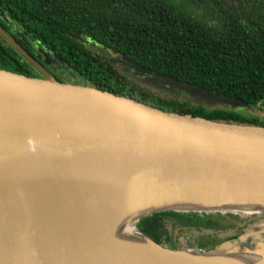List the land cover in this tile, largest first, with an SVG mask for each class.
Masks as SVG:
<instances>
[{
    "label": "water",
    "instance_id": "obj_1",
    "mask_svg": "<svg viewBox=\"0 0 264 264\" xmlns=\"http://www.w3.org/2000/svg\"><path fill=\"white\" fill-rule=\"evenodd\" d=\"M0 34L41 73L35 78L0 69V264H112L100 259V248L114 246L108 228L133 204L123 197L110 203L96 191L87 193L89 183L164 200L125 221L147 243L155 264H220L240 253L258 255L245 264H264V211L249 214L255 207L264 209V127L182 115L88 84L59 82L2 30ZM91 51L111 66L132 71L130 78L138 85L208 109L251 111L236 99L152 73L125 58L110 59L108 51L93 44ZM43 57L47 64L48 55ZM65 180L85 187L63 194L59 187ZM98 200L112 213L100 209V222L94 224L107 231L108 241L100 237L102 244H96L97 237L93 242L85 237L78 246L99 255L92 257L69 247L70 241L83 239L80 230L78 236L68 230L71 216L78 229L83 220L70 204ZM167 212L254 218L244 221L239 235L211 249L190 248L183 236L171 249L137 227L139 221Z\"/></svg>",
    "mask_w": 264,
    "mask_h": 264
},
{
    "label": "trees",
    "instance_id": "obj_2",
    "mask_svg": "<svg viewBox=\"0 0 264 264\" xmlns=\"http://www.w3.org/2000/svg\"><path fill=\"white\" fill-rule=\"evenodd\" d=\"M0 7L22 36L6 33L26 54V44L37 41L85 84L164 111L264 127V0H0ZM87 41L111 58L236 99L251 111L156 97L130 78L132 71L89 50ZM0 69L24 76L33 70L1 35ZM193 217L160 213L137 227L164 245L167 224L192 226ZM209 225L196 231L219 230Z\"/></svg>",
    "mask_w": 264,
    "mask_h": 264
},
{
    "label": "bare ground",
    "instance_id": "obj_3",
    "mask_svg": "<svg viewBox=\"0 0 264 264\" xmlns=\"http://www.w3.org/2000/svg\"><path fill=\"white\" fill-rule=\"evenodd\" d=\"M84 187L85 183L73 180H65L62 182L59 190H62L63 194H67L69 192L80 191ZM87 188H90L87 193L96 191L98 194H100V199H107L110 203H117V199L119 197H123L128 205H135L133 208V205L130 207L125 216L116 217L112 223V226L108 228V232L115 236V239H111V242H115V244L112 247L100 248V259L113 261L112 264H117L115 262L126 264H155L152 254L148 252L147 243L140 238V236L132 227H130V225H128V227H125V221L126 219H129L130 217L139 214L140 212H144L145 210L153 206L160 205L162 202H164V200L162 198L148 195L144 197L133 195L130 190L126 191L122 188H115L102 184L89 183ZM134 198L136 199L135 202L133 201ZM60 202H63V200H58V203ZM70 205L74 210L77 211L75 216L83 218V220H80V226L78 229L75 227L74 221L71 216V225L68 230L72 236H78L79 233L83 232V239L81 241H70L69 247L84 255L99 257V255L93 253V251L90 252L78 246L83 244V242L86 240L85 237L90 238L92 242L97 237V239L95 240L96 244H102V242L100 241V237L107 240V231L102 228L100 229V226H96L94 224H99L100 222L98 220V213L100 212V209L112 213L109 205L105 204L104 202H100V200L95 203H85L82 205H74L73 203H71ZM261 211H264V209L255 207L254 209H252V211L249 212V214L258 215ZM49 220V229H52L54 228L53 223H51V218ZM87 246L91 247L89 245ZM257 258L258 255L253 253L231 254L228 256L227 260H219V263L245 264ZM88 261L94 262V259Z\"/></svg>",
    "mask_w": 264,
    "mask_h": 264
},
{
    "label": "flooded vegetation",
    "instance_id": "obj_4",
    "mask_svg": "<svg viewBox=\"0 0 264 264\" xmlns=\"http://www.w3.org/2000/svg\"><path fill=\"white\" fill-rule=\"evenodd\" d=\"M0 10H1V7H0ZM2 15L4 16V18L1 17ZM1 24L6 25V29L5 30L1 27ZM0 30H2V32H4L7 36H9L7 33H9L10 35H12L15 38H20V36H22V32L18 30L16 25L11 23L6 18L5 13L3 11L0 13ZM22 40L24 41V39H22ZM92 44L94 46H97V47L100 48V46L87 41L86 42V46H87V48L89 50H91V45ZM26 48H27V54H28L29 58L31 59V61L34 64L40 66L44 70V72L46 74L52 76L57 81H59V82H68V83H72V84H85V82L80 77H78L77 75H71L68 72L69 71L68 70L69 68H67L68 66H65L63 63H61L60 59L58 57H56L54 54H50L46 50H44V48L41 47L37 41L27 43L26 44ZM21 50L23 51L22 48H21ZM43 53H46L48 55V57H49L48 60L46 59V62H48L47 64L44 63L45 58L43 57ZM93 53H95V52H93ZM20 56L24 59V57L22 55H20ZM116 58H119V56L114 57V58H110V59H116ZM27 64L33 69L31 71L32 76H30V77L40 78L41 76L40 77L37 76V70L35 69L34 65L32 66V64H29L28 62H27ZM199 217L200 216L198 214H194L193 220H194L195 224L192 223V226H188L185 223H180V222H176V221H172L171 224L173 226H175V224H176L177 226H179V229H181L182 231L183 230L187 231V232L192 231V229L193 230L203 229L205 227V224H210L209 226L216 227L217 229L218 228L220 229L221 226L218 225L217 223L212 222L210 220H206L205 221L204 219H201ZM239 221H240V224H241L240 226H237L236 224H230V228H232L235 231V234H240L241 231H242L243 225H244V221L243 220H239ZM221 230H222V228H221ZM183 238H185V241H186V243H187V245L189 247H194L192 245V238L191 237H189L188 235L184 234ZM203 238L199 239V242H197V245H196L195 248H197L198 250H200V249L203 250V249H206L207 247H210V246L212 247L213 244L219 242L217 239L212 238L209 235H205ZM165 242H166L164 244L165 246H167L168 248H171V249L174 248L175 243L172 241L171 235L169 237H166V241Z\"/></svg>",
    "mask_w": 264,
    "mask_h": 264
},
{
    "label": "rangeland",
    "instance_id": "obj_5",
    "mask_svg": "<svg viewBox=\"0 0 264 264\" xmlns=\"http://www.w3.org/2000/svg\"><path fill=\"white\" fill-rule=\"evenodd\" d=\"M37 76H39V77L41 76V73H39L38 71H37ZM153 93L156 97L157 96H163V94L166 95L163 92L159 94V92L155 91ZM260 115H262V114H260ZM198 215L200 216L199 218L204 219L205 221L210 220V221L215 222L218 225H220L221 227L218 230L219 232L214 231V230H208L206 232L201 231L200 232L201 234H197L193 231V229H192V231H189V232L183 230L184 231L183 232L181 229H179V226H177L176 224H175V226H173L172 224L171 225L167 224V226H166L167 231L165 233V236L169 237L171 235V239L175 243L179 237L183 236L184 234L188 235L189 237L192 238V245L194 246V247H190V248H195L197 245V242H199V239H202L205 235H209L210 237L217 239L219 241L218 243H220V242H222L221 240L229 239V238H231V235H233L235 233V231L232 228H230V224H236L237 226H240L241 224H240L239 220H242V217H243V216L241 217V216H238V215L233 214V213H221V214L220 213H209V214L198 213ZM253 218H254V216L251 218H247V219L253 220ZM247 219L243 220V221L247 222ZM221 228L223 230H226V231H224V232L220 231ZM214 232H216V233H214ZM184 240H185V238H184ZM207 248L210 249V247H207Z\"/></svg>",
    "mask_w": 264,
    "mask_h": 264
}]
</instances>
